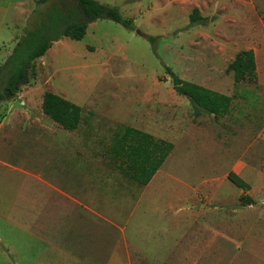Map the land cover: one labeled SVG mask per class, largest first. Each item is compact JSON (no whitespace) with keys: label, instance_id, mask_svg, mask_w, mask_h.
Instances as JSON below:
<instances>
[{"label":"rangeland","instance_id":"obj_1","mask_svg":"<svg viewBox=\"0 0 264 264\" xmlns=\"http://www.w3.org/2000/svg\"><path fill=\"white\" fill-rule=\"evenodd\" d=\"M18 1L0 0V93L10 71V58L27 32L36 24L49 22L50 12L71 10L67 0H30L19 11ZM254 1L258 6L261 0ZM101 3L120 8L121 16L140 25L136 30L143 35L156 37L155 43L108 19L86 20L89 25L81 41L64 37L54 42L45 56L25 69L17 96L8 95V100L0 102V118L40 117L44 94L52 92L82 108V124L70 132L47 117L50 130L25 131L22 138L37 149L40 162L44 160L41 166L24 161L11 143L0 142V151L1 158L30 171L40 167V180L55 182L56 190L78 192L67 186L86 184L90 186L87 192L99 191L103 196L102 225L97 227L95 215L61 199L32 177L0 168V214L6 217L0 221V264H50V259L56 264H89L87 258L100 263L116 246L122 254L125 240L121 229L107 224L116 221L121 212L128 214L124 208L119 213L116 202L128 210L143 195L158 202L154 206L163 212L198 217L264 258L262 7L257 9L262 23L250 28L253 33L243 29L242 37L235 34L234 39L222 35L221 24L218 28H187L190 17L185 13L175 22L143 26L138 10L131 17L129 10H145L146 0ZM239 39L256 51L257 83L235 84L233 73L227 71L238 49L234 42ZM167 66L184 81L234 96L228 115L194 118L189 100L174 90ZM120 127L140 129L174 144L152 185L140 186L115 167L109 150ZM230 175L249 185V195L258 202L255 206L239 205L242 190L229 180ZM95 184L99 187H93ZM150 204L142 205L149 210ZM111 205L114 209L106 211ZM92 206L101 212L95 202ZM135 219L153 221L155 212L135 216L131 222L119 219V225L127 228L129 244L133 243L130 232L142 228ZM146 225L155 227L157 223ZM140 239L145 236L139 233L136 240Z\"/></svg>","mask_w":264,"mask_h":264},{"label":"crops","instance_id":"obj_2","mask_svg":"<svg viewBox=\"0 0 264 264\" xmlns=\"http://www.w3.org/2000/svg\"><path fill=\"white\" fill-rule=\"evenodd\" d=\"M98 1L101 2V0ZM136 1L138 3L140 2V0H136ZM146 1L148 2V6L146 7L145 10L142 9L129 10L130 17L131 15L134 14L133 11L138 10V14L142 16L143 26L152 28L156 25H164L168 20H172L173 22H175L176 18L183 17L184 13L189 18L190 14L194 10H198L201 16L210 17L214 19L212 23L206 26L210 25L214 28L215 27L218 28L220 24L224 25V31L222 35H224V37H230L234 39H236L235 34H238V37L239 36L242 37V34H244L242 33L243 29H250V28L252 29L257 25H260V23H262V20L257 14L258 6L260 8L262 7L261 9H263L264 11V5H262L263 3L262 0L261 1L259 0L260 2L258 3V6H256L254 0H146ZM27 2L30 3V0H19L17 2L16 5L18 6L19 11H22L23 6H25ZM119 10L121 9L119 8ZM135 26L139 27L140 25L135 24ZM206 26H195L192 27L191 29H195L199 27L202 28ZM235 28L236 29L238 28L237 31ZM251 29L249 30V32L246 33L249 34L253 33ZM164 33L165 36L168 34L166 32ZM216 34H220V33L217 31ZM146 35L144 34L145 37ZM234 43L238 47V49L235 52V57L241 51L253 50L255 52L256 64H257V54L256 51L254 50V47L243 46L244 44L242 39H239V41H236ZM257 77H258V73H257ZM225 95L233 97V101H234V96H231L229 94H225ZM184 97L187 98L186 96ZM42 114H43L42 116L36 118L33 116L20 117L16 115H10L0 118V142L4 144L11 143L13 145V148L15 147L17 149V151L14 152L18 153L19 155H22V159L24 161L34 162L39 166H41L44 160L40 162L38 155L39 153L36 151L37 149L36 148L33 149L27 140H23L22 135H25L26 133L25 131L28 130H34L38 132H42V131L44 132L46 130H50V121H48L47 116L44 115V113ZM204 114H208V113H204ZM199 117H194V118H199ZM218 118H223V117H218ZM145 133L150 134L149 132H145ZM150 135L154 136L153 134ZM28 146L30 148H28ZM9 151L13 152L12 148H10ZM162 167L157 171V173L154 175L150 183L144 187L153 184V182L157 179L156 177L160 173ZM0 168L6 169L8 170V172L9 171L15 173L20 172L24 175H28L32 177L33 179L36 180V182L42 184L43 186L48 188L51 192L59 195L61 199L63 198L68 201H72L75 204L80 205L81 207H83L85 210L89 211L93 215H95L99 220L98 221L99 224L96 225L97 227H100L102 225L101 221L104 218V216H102V214H104V208L102 206L103 196L100 195L99 191L95 190L93 192L92 191L87 192L86 188L90 186L86 184L79 186H67L69 188L70 187L77 188L78 192L70 189L68 191L56 190L57 186L55 185L56 184L55 182L53 181L47 182L44 180H40L38 174L40 167L37 168L35 171H30L26 168H23L21 164L19 165L10 159L1 158V151H0ZM93 187L97 188L99 186L95 184L93 185ZM76 196H78V199L84 200L86 203L89 202L90 206H88L85 203H82V201L80 202V200L79 201L76 200L77 199ZM92 199H95L94 202L97 206L100 207L101 212L96 211L93 208L92 204L94 202H92ZM110 201H114L113 196H110ZM144 203H151L150 204L151 207H149V210L143 207ZM157 203L158 202H156L154 199L153 200L149 198L146 199V197L143 195L139 198L138 202L134 203V206L131 209L128 208L127 210V208L124 206L120 208V206L116 202L115 206L118 207L116 208L117 211L119 210L122 211V208H124L129 215L128 214H127L128 216L123 215L124 213L123 212L120 213L119 211L120 214L119 217L117 216V220L114 221L113 219L110 218L111 225H108L109 224L108 223L107 226H110L111 228L114 227L116 229H121L123 238L125 240V245L123 247L124 249H122L123 252L122 254H120L119 251L120 248L116 246L111 250L110 253L105 255V259L103 262L93 263L91 259L87 258L88 263L89 264H138L141 261H146L149 262L150 264H264V258L242 247L239 242H238L239 244L237 243V240H235L225 232L216 229L211 224L200 220L198 217H192V215H177L175 211L173 213L168 214L166 212L161 211L162 210L161 207L154 206L157 205ZM115 206L111 205L110 208L108 207L109 210L106 209V211L109 212L110 210L114 209ZM140 210H141L140 214H134L135 212H139ZM153 210L155 212V220L149 221V219L148 220L146 219V222H144L145 220L135 219L134 223L136 221L140 222L138 225H141L142 228L138 231L136 230L135 232H130L131 235L130 237L133 239L132 241L133 243L129 244V242L127 241L128 237L125 238V236L127 235L126 232L127 228L124 229L123 225H119L118 223L119 219H121L122 220L121 222L124 223L127 222L128 220L129 222H131L133 220V217L135 216L137 217L139 215L141 217H144L147 215L148 212L151 213ZM2 218L5 220L6 217L0 214V221H2ZM147 222L151 224L156 222L157 225L155 227L152 226L150 227L149 225H146L148 224ZM1 225L2 224L0 223V226ZM139 233L145 236L144 240L141 239L138 241L136 240V237L139 235ZM66 256L68 255L66 254ZM50 264H56V263L51 261L50 259ZM71 264H75V263H71Z\"/></svg>","mask_w":264,"mask_h":264},{"label":"trees","instance_id":"obj_3","mask_svg":"<svg viewBox=\"0 0 264 264\" xmlns=\"http://www.w3.org/2000/svg\"><path fill=\"white\" fill-rule=\"evenodd\" d=\"M79 14L80 16L75 15L71 10L62 12L56 9L48 15L49 22L36 24L34 30L27 32L25 39L18 43L10 58V65L7 68L9 67L12 72L7 74L6 86L0 93V102L8 100V95L12 98L17 96L19 76L34 60L45 56L54 42L64 37L73 41L83 40L88 22L105 19L104 15H106L109 16V20L129 31H135L137 28L133 20L121 16L118 8L102 4L98 0H79ZM85 18L89 21L86 22ZM213 21V18L203 17L198 10H194L190 14V25L187 28L206 26ZM146 38L152 43L156 41V37L146 35ZM227 71L233 72L236 84L247 81L257 83L255 52L253 50L239 52L229 64ZM166 74L170 76L175 86H181L186 93L192 105L194 117L204 113L224 117L229 113L233 97L184 81L168 66ZM42 111L54 123L70 132L78 130L83 121V110L80 106L52 92L44 94ZM173 150L174 144L169 141L157 139L135 128L121 127L114 137L109 153L121 174L141 186H146ZM228 178L243 192L239 200L241 207L245 208L258 203L248 194V184L237 176L230 175Z\"/></svg>","mask_w":264,"mask_h":264},{"label":"flooded vegetation","instance_id":"obj_4","mask_svg":"<svg viewBox=\"0 0 264 264\" xmlns=\"http://www.w3.org/2000/svg\"><path fill=\"white\" fill-rule=\"evenodd\" d=\"M69 3V5H70V7H71V11L72 12H74L75 10H78L79 11V0H67ZM78 16H80V14H78ZM25 70V69H24ZM12 71H11V69H10V71H9V74L11 73ZM26 75V73L25 72H23L22 73V75H20L19 76V81L21 82L22 80H23V78H24V76ZM12 80H13V78H12ZM5 86H6V84H5Z\"/></svg>","mask_w":264,"mask_h":264},{"label":"water","instance_id":"obj_5","mask_svg":"<svg viewBox=\"0 0 264 264\" xmlns=\"http://www.w3.org/2000/svg\"><path fill=\"white\" fill-rule=\"evenodd\" d=\"M104 17H105V19H108L109 20V16H106V15H104ZM86 20H88L87 18H85ZM89 21V20H88ZM90 23V22H89ZM136 33L137 34H140V35H143L139 30H136ZM144 36V35H143ZM23 81V80H22ZM174 90L177 92V93H179V94H181V95H183V96H186V93L183 91V89H182V87L181 86H175L174 87Z\"/></svg>","mask_w":264,"mask_h":264}]
</instances>
